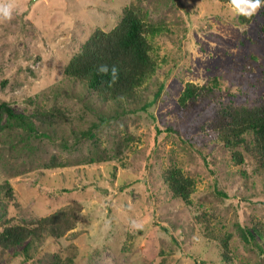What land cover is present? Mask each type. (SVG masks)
I'll list each match as a JSON object with an SVG mask.
<instances>
[{
    "label": "rangeland",
    "instance_id": "obj_1",
    "mask_svg": "<svg viewBox=\"0 0 264 264\" xmlns=\"http://www.w3.org/2000/svg\"><path fill=\"white\" fill-rule=\"evenodd\" d=\"M129 3L157 29L150 38L158 66L138 103L150 105L95 128L94 137L82 135L98 116L86 104L92 94L78 96L82 86L65 76V66L98 26L113 28ZM4 7L12 15L0 12V99L20 112H61L34 156H17L0 141V184L9 179L15 189L7 217L22 222L83 204L73 232L46 243L39 256L73 254L69 264H264L243 233L254 219L264 223V172L248 152L235 164L201 130L212 105L177 114L185 84L214 75L250 100L264 94L262 5L249 21L221 0H0ZM99 152L110 157L88 163ZM53 154L69 166L41 172ZM174 162L197 180L190 204L163 183L162 169ZM227 235L229 261L220 243ZM21 248L0 247V264H24Z\"/></svg>",
    "mask_w": 264,
    "mask_h": 264
},
{
    "label": "trees",
    "instance_id": "obj_2",
    "mask_svg": "<svg viewBox=\"0 0 264 264\" xmlns=\"http://www.w3.org/2000/svg\"><path fill=\"white\" fill-rule=\"evenodd\" d=\"M221 1L232 5V0ZM261 9L264 18V4ZM251 16L241 14L240 17L243 21H249ZM155 32L157 29L146 20L141 8L129 3L123 7L122 17L113 28L105 30L98 26L82 49L69 60L64 69L65 76L82 86V93L77 94L82 99L84 93L92 94L87 97L86 104L98 116V120L92 122L87 129H80V134L94 137L95 128H102L138 108H148L149 103L141 106L138 103L142 99V88L158 66L150 38ZM105 66L106 71L103 70ZM231 89V86L223 85L222 76L219 75H214L203 83L188 81L180 92L177 114L183 119L200 104L212 105V116L200 125L201 130L210 134L216 144L230 151L235 164L244 163L245 152H248L264 172V94L250 100L246 91L239 93L245 96L240 98ZM60 113L56 107H36L32 113L20 112L7 99H0V141L7 143L9 150L16 151L17 156H34L38 141L51 134L48 132L49 126L59 122L52 117H58ZM188 130L189 128L187 132ZM199 153L204 155L200 149ZM109 157H104L99 152L98 157H90L88 163L104 161ZM65 166H69L68 163L53 154L50 160L43 162L41 172ZM114 167L116 168L115 165ZM115 174L114 171L113 175ZM161 177L173 197L188 204L192 202L191 195L195 191L197 180L181 165L170 163L162 169ZM73 189L76 188H62L68 191ZM14 192L9 179L0 184V217L6 216L0 225L1 250L5 252L9 247L21 245L24 264H69V261H73V254L64 257L56 250L42 257L39 255L46 243H60L63 236L73 232L83 204L74 201L47 215L21 222L6 214ZM255 220L252 226H243V233L246 241L256 245L264 254V223ZM206 227L212 231L207 218ZM229 237L227 235L220 239L222 258L225 261H229L227 259L230 257ZM74 248L76 247L72 250ZM201 262L205 261L200 260L198 264ZM162 263L163 261L159 264Z\"/></svg>",
    "mask_w": 264,
    "mask_h": 264
},
{
    "label": "clouds",
    "instance_id": "obj_3",
    "mask_svg": "<svg viewBox=\"0 0 264 264\" xmlns=\"http://www.w3.org/2000/svg\"><path fill=\"white\" fill-rule=\"evenodd\" d=\"M262 4H264V0H232L235 11L247 16H251L255 13ZM0 12H2L4 18H10L12 15L10 7H4L0 9ZM103 70H107L106 66ZM113 71H115V69H113Z\"/></svg>",
    "mask_w": 264,
    "mask_h": 264
}]
</instances>
